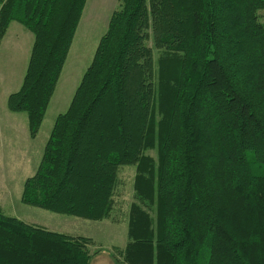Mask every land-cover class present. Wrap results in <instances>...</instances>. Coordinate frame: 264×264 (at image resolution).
Instances as JSON below:
<instances>
[{"label": "trees", "instance_id": "obj_1", "mask_svg": "<svg viewBox=\"0 0 264 264\" xmlns=\"http://www.w3.org/2000/svg\"><path fill=\"white\" fill-rule=\"evenodd\" d=\"M86 1L0 0V42L13 21L34 37L7 97L10 112L26 113L30 138ZM261 10L264 0H118L20 201L98 220L111 209L117 168L134 165L147 209L131 205L115 264H264ZM150 27L161 49L154 81ZM152 148L156 160L144 154ZM87 242L0 207V264H89Z\"/></svg>", "mask_w": 264, "mask_h": 264}, {"label": "rangeland", "instance_id": "obj_2", "mask_svg": "<svg viewBox=\"0 0 264 264\" xmlns=\"http://www.w3.org/2000/svg\"><path fill=\"white\" fill-rule=\"evenodd\" d=\"M88 1L85 8L87 6L89 9L86 8L80 33L75 43H72L36 136L29 137L26 113H13L7 107L1 110L15 120L13 123L4 120V126L8 127L6 130L1 129L0 123V207L4 214L25 223L88 238L86 247L91 256L89 264H115L121 260L120 252L129 239L127 231L131 205L135 203L147 209L133 188L136 174L134 165L117 168L111 209L106 217L98 220L58 214L20 201L23 182L38 168L56 116L67 109L83 72L92 60L99 38L107 29L110 15L118 8V0ZM259 20L264 23V10L259 11ZM146 31L148 37L143 43L150 53L154 81L161 49L155 45L153 27ZM144 154L156 160L155 148L146 149Z\"/></svg>", "mask_w": 264, "mask_h": 264}, {"label": "crops", "instance_id": "obj_3", "mask_svg": "<svg viewBox=\"0 0 264 264\" xmlns=\"http://www.w3.org/2000/svg\"><path fill=\"white\" fill-rule=\"evenodd\" d=\"M87 1L86 3L88 5L89 1ZM86 8L88 7L86 6ZM86 8L84 7V12H82V17L78 23L72 43H75L77 34L80 33L81 22L87 10ZM33 39L34 37L30 31L25 29L20 23L13 21L8 25L0 42V123L2 125V130L8 129V127H5L3 124L4 120L10 123H13L15 120L14 117L5 115L1 110H5L7 107V97L9 94L15 92L21 86L29 61ZM1 115L4 116L1 117Z\"/></svg>", "mask_w": 264, "mask_h": 264}]
</instances>
